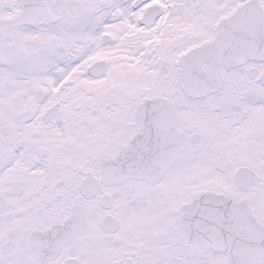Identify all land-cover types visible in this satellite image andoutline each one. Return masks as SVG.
I'll list each match as a JSON object with an SVG mask.
<instances>
[{
    "label": "snow or ice",
    "instance_id": "1",
    "mask_svg": "<svg viewBox=\"0 0 264 264\" xmlns=\"http://www.w3.org/2000/svg\"><path fill=\"white\" fill-rule=\"evenodd\" d=\"M0 264H264V0H0Z\"/></svg>",
    "mask_w": 264,
    "mask_h": 264
}]
</instances>
